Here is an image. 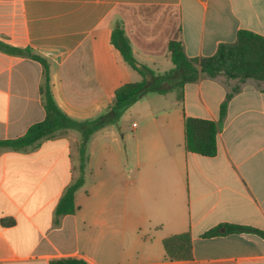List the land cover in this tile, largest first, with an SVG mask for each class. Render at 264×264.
<instances>
[{
  "label": "crops",
  "instance_id": "1",
  "mask_svg": "<svg viewBox=\"0 0 264 264\" xmlns=\"http://www.w3.org/2000/svg\"><path fill=\"white\" fill-rule=\"evenodd\" d=\"M116 21L135 59L164 72L171 39L206 57L241 29L264 36V0H0V139L45 117L41 64L3 47L45 58L57 105L93 118L140 79L110 41ZM185 117L218 122L215 155L185 149ZM80 141L59 129L26 150L0 148V264H264L261 235H203L222 223L264 231V79L199 75L181 100L145 94L89 137L75 210L56 216ZM184 233L189 248L166 247Z\"/></svg>",
  "mask_w": 264,
  "mask_h": 264
},
{
  "label": "trees",
  "instance_id": "2",
  "mask_svg": "<svg viewBox=\"0 0 264 264\" xmlns=\"http://www.w3.org/2000/svg\"><path fill=\"white\" fill-rule=\"evenodd\" d=\"M110 41L119 51L124 62L140 75V79L121 85L114 92L111 104L104 112L96 117L83 120L70 117L57 105L52 96L49 64L45 58L32 53L29 48L3 47L6 52L26 55L41 64L43 79L39 90L45 117L43 120L30 125L21 136L0 139V148L16 151L26 150L41 140L54 136L59 129H74L81 135L78 146L79 176L67 186L60 197L55 208L56 216L69 214L75 210L74 193L83 184L84 167L88 159L86 142L89 137L98 129L116 123L120 115L145 94L150 92L164 94L168 91H175L177 98L181 100L185 83L196 80L199 75L213 77L222 74L227 78L238 79L239 81L264 79V36L246 29L239 30L234 41L219 43L215 53L206 57H188L180 39L169 40L167 51L174 67L164 72H157L135 59L121 21L114 23ZM238 88V86H234L221 102L218 122L224 118L227 102L232 94L238 91ZM218 122L205 118L185 117V149L203 156L215 155L217 152ZM238 232H251L264 237V231L246 225L230 223L219 224L203 235L212 236ZM176 238L183 239L178 246L185 249L189 248L188 233L166 239V247L169 248V245Z\"/></svg>",
  "mask_w": 264,
  "mask_h": 264
},
{
  "label": "rangeland",
  "instance_id": "3",
  "mask_svg": "<svg viewBox=\"0 0 264 264\" xmlns=\"http://www.w3.org/2000/svg\"><path fill=\"white\" fill-rule=\"evenodd\" d=\"M148 64L151 66L150 63H148ZM173 67H174V65H173L172 61H171L170 59H168L167 62H164V63L161 65L160 68L169 69V68H173Z\"/></svg>",
  "mask_w": 264,
  "mask_h": 264
},
{
  "label": "built area",
  "instance_id": "4",
  "mask_svg": "<svg viewBox=\"0 0 264 264\" xmlns=\"http://www.w3.org/2000/svg\"><path fill=\"white\" fill-rule=\"evenodd\" d=\"M113 96H114V94H113Z\"/></svg>",
  "mask_w": 264,
  "mask_h": 264
}]
</instances>
